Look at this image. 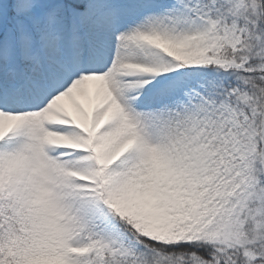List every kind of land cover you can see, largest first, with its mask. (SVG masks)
I'll return each instance as SVG.
<instances>
[{"label": "snow or ice", "instance_id": "snow-or-ice-1", "mask_svg": "<svg viewBox=\"0 0 264 264\" xmlns=\"http://www.w3.org/2000/svg\"><path fill=\"white\" fill-rule=\"evenodd\" d=\"M0 264H264V0H0Z\"/></svg>", "mask_w": 264, "mask_h": 264}]
</instances>
